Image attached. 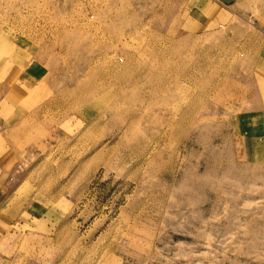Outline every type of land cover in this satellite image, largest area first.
Segmentation results:
<instances>
[{
	"label": "rangeland",
	"instance_id": "374dc122",
	"mask_svg": "<svg viewBox=\"0 0 264 264\" xmlns=\"http://www.w3.org/2000/svg\"><path fill=\"white\" fill-rule=\"evenodd\" d=\"M34 57L0 264H264V0H0V58Z\"/></svg>",
	"mask_w": 264,
	"mask_h": 264
},
{
	"label": "crops",
	"instance_id": "0c3cea01",
	"mask_svg": "<svg viewBox=\"0 0 264 264\" xmlns=\"http://www.w3.org/2000/svg\"><path fill=\"white\" fill-rule=\"evenodd\" d=\"M44 62L40 61L38 58H33L30 61H18L13 62L11 60H8L6 58H0V100L3 101L4 96L8 97L10 94V89L8 87L9 84V78L10 76V70H15L17 68L20 69V72H17V81L20 83V88H23V90H30L35 89L36 85L38 83V77H40L44 70ZM5 94H4V93ZM7 112V109L0 108V116H1V124L0 129L3 128L7 132H14L18 130L20 127L9 125V121L11 118H15L14 115H10V112L6 114L5 119V113ZM5 120V121H4ZM8 122V123H5ZM8 125V126H5ZM20 130V129H19ZM1 131V130H0Z\"/></svg>",
	"mask_w": 264,
	"mask_h": 264
}]
</instances>
